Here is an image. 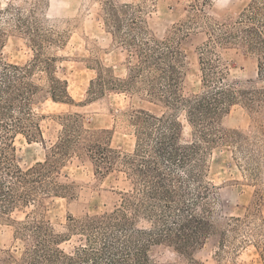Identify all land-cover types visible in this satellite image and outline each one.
Segmentation results:
<instances>
[{"label": "rangeland", "instance_id": "rangeland-1", "mask_svg": "<svg viewBox=\"0 0 264 264\" xmlns=\"http://www.w3.org/2000/svg\"><path fill=\"white\" fill-rule=\"evenodd\" d=\"M251 1L232 0L223 11L212 0H17L10 4L0 13V64L29 67L25 80L37 86L29 121L39 126L32 134L20 131L14 135L12 148L7 150L10 162L21 170L44 163L64 134V125L75 121L89 132L100 133L103 144L112 150L130 155L137 136L132 115L140 110L176 122L182 145L197 138L184 102L171 103L150 95L152 88L162 90L156 80L158 71L144 73L151 83L142 77L133 78L138 76L131 72L138 65L137 47L122 41L125 26L120 32L112 28L109 6L121 9L124 25L140 38L171 40L179 51L174 65L181 98L203 92L202 51L212 39L211 53L206 56L224 84L242 92L219 114L215 124L222 132H241L250 148L264 152V72L260 69L264 61L244 42L219 43L214 35L215 26L237 23ZM124 5L132 8L127 10ZM51 85L66 90L61 101L52 100ZM249 98L252 103H248ZM200 144L204 179L209 182V189L202 191L209 195L206 202L215 229L189 254L159 240L150 242L147 256L155 264H258L256 239L250 237L251 241L241 243L247 238L246 225L237 233L229 232L231 241L224 247L220 232L231 217H241L251 225L264 221V159L256 177L247 170L239 144ZM100 166L87 154L72 153L41 180L51 188L49 193L40 192L33 196L35 201L0 212V258L11 254L19 259L32 246V233L21 231L26 221L42 222L53 229L59 236L57 247L65 253L83 245L86 236L73 227L74 223L122 208L136 182L119 163L112 168ZM24 193H28L26 188L18 187L16 194ZM126 211L136 228H151L147 217H136L129 208Z\"/></svg>", "mask_w": 264, "mask_h": 264}, {"label": "trees", "instance_id": "trees-1", "mask_svg": "<svg viewBox=\"0 0 264 264\" xmlns=\"http://www.w3.org/2000/svg\"><path fill=\"white\" fill-rule=\"evenodd\" d=\"M262 5H261V3ZM125 9L132 8L124 5ZM121 9L109 6L107 15L112 28L126 31L123 42L135 45L138 52V65L132 71L137 72L146 82L151 83L144 73L158 71L156 80L160 88L150 90L168 102H184L187 118L197 132V138L187 145L179 143L178 126L170 118L158 117L140 110L133 113L137 131L134 152L121 155L101 141L98 132H89L76 121L65 124L63 135L50 149L51 157L44 163L27 170L13 165L7 150L12 148L14 135L18 132L33 133L39 126L32 123L30 104L37 86L26 81L28 68L13 64H0V212L6 213L16 204L35 201L38 193H49L50 187L43 185L62 159L72 153H84L100 165L112 168L118 163L128 169L136 178L132 194L111 214L78 220L73 227L85 234V243L65 253L58 248L59 236L42 222H24L21 231L32 233L34 241L21 258L11 254L0 258V264H155L147 256V247L152 241L166 240L179 250L189 254L202 245L215 229L211 220V209L202 190H208V181L204 179V160L199 157L201 142L208 146L218 142L237 145L243 161L252 176L258 177L264 152L250 148L248 138L241 132H222L215 122L227 106L233 104L237 94L242 93L224 84L206 55L211 53L212 39L202 51L204 90L192 98H181L177 93V70L174 65L179 51L164 41L140 38V35L123 23L119 13ZM215 32V33H214ZM215 40L219 43L239 40L246 44L249 51L258 53L264 61V0H252L234 25L221 23L215 26ZM211 35H213L211 33ZM121 37V36H120ZM260 69L264 72V62ZM216 77V80L214 78ZM132 78V77H131ZM151 81V82H150ZM55 82V81H52ZM59 82V81H57ZM52 87V100L61 101L66 90ZM247 102V100H246ZM248 103H252L250 98ZM18 114V116L15 115ZM254 145V144H253ZM167 164V168H165ZM175 167L174 170L171 169ZM180 171L177 172V170ZM3 174V176L1 175ZM185 175L186 178H184ZM25 187L28 193L16 194L18 187ZM32 199V200H31ZM131 209L134 216L144 215L152 223L149 230L135 227L127 215ZM241 217H231L220 232L221 244L230 242L229 232L237 233L246 225V236L241 243L255 240L260 262L264 264V221L257 225L246 224ZM250 223V222H249ZM249 237V238H248ZM250 239V240H249ZM235 247V246H234Z\"/></svg>", "mask_w": 264, "mask_h": 264}, {"label": "clouds", "instance_id": "clouds-1", "mask_svg": "<svg viewBox=\"0 0 264 264\" xmlns=\"http://www.w3.org/2000/svg\"><path fill=\"white\" fill-rule=\"evenodd\" d=\"M17 0H0V13H3L10 4H16ZM213 5L223 11L224 9L228 8L232 0H212Z\"/></svg>", "mask_w": 264, "mask_h": 264}]
</instances>
